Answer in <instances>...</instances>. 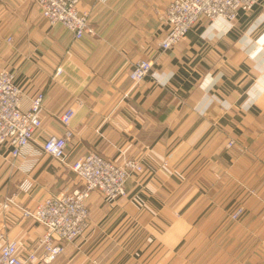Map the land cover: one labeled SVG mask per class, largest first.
I'll return each instance as SVG.
<instances>
[{"label":"crops","instance_id":"obj_1","mask_svg":"<svg viewBox=\"0 0 264 264\" xmlns=\"http://www.w3.org/2000/svg\"><path fill=\"white\" fill-rule=\"evenodd\" d=\"M171 1L82 0L94 33L75 41L33 0H0V69L14 72L23 109L39 92L46 95L36 142L18 158L0 149V219L23 255L42 227L19 211L3 212L5 197L20 192L33 207L80 188L70 165L95 150L115 161L134 157L143 171L129 177L118 200L92 193L85 236L51 264H179L183 255L181 264L202 263L194 262L198 255L209 256L202 264H225L210 245L216 239H246L238 248L256 264L252 255L264 231L250 236L240 223L227 227L225 215L240 203L245 220L264 229V211L247 216L245 206L264 209V0L233 22L202 21L163 50ZM146 58L153 70L136 84L129 72ZM68 106L75 109V135L61 162L42 144L64 133L60 116Z\"/></svg>","mask_w":264,"mask_h":264},{"label":"built area","instance_id":"obj_2","mask_svg":"<svg viewBox=\"0 0 264 264\" xmlns=\"http://www.w3.org/2000/svg\"><path fill=\"white\" fill-rule=\"evenodd\" d=\"M82 0H35L43 17L52 25L62 24L79 41L94 31L90 26L88 12L80 10ZM263 0H172L163 14L168 26L165 38L159 45L170 50L179 45L200 22L226 19L236 20L241 12H249ZM11 42L12 38H8ZM154 67L149 59L139 60L129 72V79L139 83L148 77ZM58 68L53 78L58 77ZM24 91L15 82V74L0 69V149L8 147L12 158L22 157L24 150L36 142V135L43 125L42 112L46 95L39 92L28 109L21 106ZM75 115L73 106H68L60 116L65 130L62 135H52L42 144L45 154L64 162L66 148L74 132L71 121ZM230 141L228 146H234ZM71 169L81 182L80 188L64 189L59 194L49 195L37 201L33 207L20 200V192L7 195L2 203L3 212L19 211L22 219H32L42 227L40 237L31 250L22 254L18 239L6 234L7 223L0 219V264H51L62 256L69 245L82 238L89 227V200L96 192L108 200H118L126 195V182L143 165L135 158L126 157L118 163L98 151L92 150L76 159ZM29 186L26 187V190ZM245 210L238 208L231 214L237 222Z\"/></svg>","mask_w":264,"mask_h":264},{"label":"rangeland","instance_id":"obj_3","mask_svg":"<svg viewBox=\"0 0 264 264\" xmlns=\"http://www.w3.org/2000/svg\"><path fill=\"white\" fill-rule=\"evenodd\" d=\"M34 2H35V0H33ZM36 3V2H35ZM37 4V3H36ZM38 5V4H37ZM39 6V5H38ZM40 7V6H39ZM41 12H42V10H41ZM43 15V14H42ZM52 25V24H51ZM92 28V27H91ZM85 38V37H84ZM83 38V39H84ZM82 40V39H81ZM146 59H148V58H146ZM140 60H142V59H140ZM150 60V59H149ZM139 61V60H138ZM137 61V62H138ZM137 62H135V63H137ZM134 63V64H135ZM133 64V65H134ZM60 68V67H59ZM58 68H56V70H57ZM56 70H55V72H56ZM55 72H54V74H55ZM53 74V75H54ZM53 77V76H52ZM57 78V77H56ZM126 157H130V156H123L120 160H118V161H116V162H118V163H120V162H122L123 161V159L124 158H126ZM131 158H134V157H131ZM135 160H137V159H135ZM115 161V160H114ZM139 161V160H138ZM248 192V191H247ZM249 193V192H248ZM257 194V192H255L254 190H250V194ZM126 195H127V192H126ZM125 195V196H126ZM39 201V200H38ZM241 203H243V200H242V202ZM245 206H246V208H247V210H248V212H247V216H257L258 214H260L261 212H263L264 211V209L262 208L261 210H259V205L258 204H256V205H246L245 204ZM243 208L244 210H245V207L244 206H242V204H240L239 203V205H237V206H233L232 208H230V210L228 211L229 212V214H227L226 213V215H225V218L226 219H228L227 217L229 216V218H230V223L229 224H227L228 222L225 220V223H224V226L227 224V227L228 226H230L231 224L232 225H234V224H238V223H240L239 224V226L238 227H240V231H242V229H245V231H247V232H249L250 233V236H252V234L253 233H257V231L259 230V231H264V229L263 228H259V225L261 224V223H254V225H252L251 223V221L253 220V219H251V218H246V220H245V218L243 217L242 219L240 218L237 222H235V221H233L232 219H231V214L233 213V212H235L238 208ZM249 208V209H248ZM246 211V210H245ZM260 215H262V214H260ZM255 218V217H254ZM249 221V222H248ZM263 221V220H262ZM261 222V221H260ZM89 225H90V218H89ZM87 232V231H86ZM86 234V233H85ZM85 236V235H84ZM83 236V237H84ZM82 237V238H83ZM246 239H244V240H242V239H240V240H238V239H234V240H228V239H216V240H209V242H210V245L211 246H213L214 248H216V247H218V249H219V251L220 252H223L222 254H219V257L223 260V262L225 263V264H236V263H245V264H248L247 262H248V254H245L244 252L245 251H243V250H239V248L240 249H242V246H243V242L245 241ZM253 241H254V239H253ZM239 247V248H238ZM213 248V249H214ZM238 248V249H237ZM255 248H256V251H255V254H251L252 255V257L253 258H255L257 261H256V264H264V238H262V239H259V238H257L256 239V244H255ZM212 249V250H213ZM206 257H209L208 255L207 256H203V257H201L200 258V255H198L197 257H195L194 258V262H204V263H206V260H207V258ZM210 257H211V255H210ZM206 258V259H205ZM184 260H185V257H184V255L183 256H181V257H179V259L177 260V262L176 263H179V264H181V263H184ZM204 260V261H203ZM94 260L92 259V263L93 264H97V263H94V262H96V261H94ZM208 261V260H207ZM202 263H199V264H202Z\"/></svg>","mask_w":264,"mask_h":264}]
</instances>
